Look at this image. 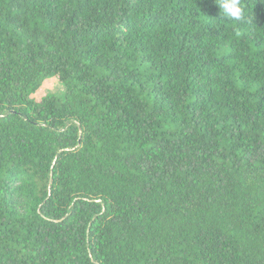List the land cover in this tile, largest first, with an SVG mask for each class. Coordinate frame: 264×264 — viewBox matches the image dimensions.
Listing matches in <instances>:
<instances>
[{"label":"trees","instance_id":"trees-1","mask_svg":"<svg viewBox=\"0 0 264 264\" xmlns=\"http://www.w3.org/2000/svg\"><path fill=\"white\" fill-rule=\"evenodd\" d=\"M241 4L0 0V264H264V0Z\"/></svg>","mask_w":264,"mask_h":264},{"label":"clouds","instance_id":"clouds-1","mask_svg":"<svg viewBox=\"0 0 264 264\" xmlns=\"http://www.w3.org/2000/svg\"><path fill=\"white\" fill-rule=\"evenodd\" d=\"M219 8L221 19H230L232 21H241L244 18V8L241 0H215Z\"/></svg>","mask_w":264,"mask_h":264},{"label":"rangeland","instance_id":"rangeland-1","mask_svg":"<svg viewBox=\"0 0 264 264\" xmlns=\"http://www.w3.org/2000/svg\"><path fill=\"white\" fill-rule=\"evenodd\" d=\"M65 87L58 77L49 78L44 82L42 87L37 91L33 97L40 101L47 95L62 96L64 95Z\"/></svg>","mask_w":264,"mask_h":264}]
</instances>
